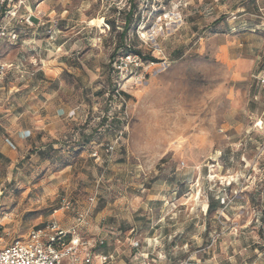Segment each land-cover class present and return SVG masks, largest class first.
Returning a JSON list of instances; mask_svg holds the SVG:
<instances>
[{
  "label": "rangeland",
  "instance_id": "rangeland-1",
  "mask_svg": "<svg viewBox=\"0 0 264 264\" xmlns=\"http://www.w3.org/2000/svg\"><path fill=\"white\" fill-rule=\"evenodd\" d=\"M8 10L17 36L0 40V141L40 121L54 131L44 149L0 152L9 240L89 211L78 235L94 264L108 252L130 264L133 241L162 262L264 264V0ZM57 107L71 111L54 118Z\"/></svg>",
  "mask_w": 264,
  "mask_h": 264
},
{
  "label": "built area",
  "instance_id": "built-area-1",
  "mask_svg": "<svg viewBox=\"0 0 264 264\" xmlns=\"http://www.w3.org/2000/svg\"><path fill=\"white\" fill-rule=\"evenodd\" d=\"M11 2L12 0H0V40L17 36L8 30L6 23H2L9 13ZM127 59L136 62L138 56L127 55ZM7 71L8 65L0 62V78ZM113 149L114 146L109 145L106 152ZM93 156L98 157V152H93ZM65 207L69 208L68 202ZM88 214L89 211L79 213L70 229H65L53 219L45 227L33 230L22 240H9L7 233L0 227V264H94L93 248L78 235V228L86 222ZM100 244H104V241H100ZM131 246L133 253L130 264H205L200 259L192 258L162 262L159 256L144 251L139 241H133ZM98 257L99 264H113L115 261V255L110 252L101 253Z\"/></svg>",
  "mask_w": 264,
  "mask_h": 264
},
{
  "label": "crops",
  "instance_id": "crops-1",
  "mask_svg": "<svg viewBox=\"0 0 264 264\" xmlns=\"http://www.w3.org/2000/svg\"><path fill=\"white\" fill-rule=\"evenodd\" d=\"M50 111L54 115V118L60 117V116H66L71 109H67L65 107H57L53 111L51 108ZM44 123L40 121V128L39 130H36L34 133L30 128H19V130H16L12 135L5 136L6 139H8V142L6 141H0V152L4 156H11V152L14 150H17L19 147L22 146H28L31 145V143L36 144L35 148H38L39 150L44 149L46 147V144L44 143V140L46 137H49L48 135L54 134V131L48 130V129H42V125ZM11 138V139H10ZM12 143V145L10 143Z\"/></svg>",
  "mask_w": 264,
  "mask_h": 264
},
{
  "label": "trees",
  "instance_id": "trees-1",
  "mask_svg": "<svg viewBox=\"0 0 264 264\" xmlns=\"http://www.w3.org/2000/svg\"><path fill=\"white\" fill-rule=\"evenodd\" d=\"M132 11V10H131ZM131 11H130V13H131ZM129 13V14H130ZM129 14H127V15H129ZM130 22V21H129ZM128 22V23H129ZM130 52H135V54H137V55H139V56H143L142 55V53L140 52V51H132V50H130ZM146 59V58H145ZM148 59H150L151 61H153V62H155L156 61V59L155 58H153V57H148Z\"/></svg>",
  "mask_w": 264,
  "mask_h": 264
}]
</instances>
